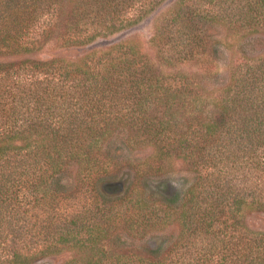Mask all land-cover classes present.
Wrapping results in <instances>:
<instances>
[{"label": "trees", "instance_id": "obj_1", "mask_svg": "<svg viewBox=\"0 0 264 264\" xmlns=\"http://www.w3.org/2000/svg\"><path fill=\"white\" fill-rule=\"evenodd\" d=\"M165 1L0 0V264H58L60 247L72 254L60 264H175L180 233L205 240L184 264H264V231L244 223L264 213V52L240 45L227 77L212 89L201 80L220 52L217 28L264 35V0ZM151 12L155 59L127 39L95 44ZM119 124L196 173L163 203L179 237L132 262L112 249L120 236L96 243L114 220L57 207L61 169L90 161Z\"/></svg>", "mask_w": 264, "mask_h": 264}, {"label": "rangeland", "instance_id": "obj_2", "mask_svg": "<svg viewBox=\"0 0 264 264\" xmlns=\"http://www.w3.org/2000/svg\"><path fill=\"white\" fill-rule=\"evenodd\" d=\"M168 2L169 0H166L161 7ZM154 15L151 12L135 24L96 40L95 44L127 39L137 50L155 59V49L148 42ZM215 33V45L220 51L217 59L213 61L215 67L207 75L205 73L201 75L203 76L201 80L211 89L215 87L212 84L214 79L221 80L231 71L233 57L237 54L235 49L240 45L244 46L249 55L264 52L263 34H250L240 39L233 38L232 32L221 28H217ZM59 53L74 56L79 51L66 49ZM189 70L191 68L183 67L180 71L187 73ZM218 76L221 78L217 79ZM117 126L99 138L98 146L87 151L86 156L90 161L74 162L68 168L61 169L60 186L63 185L64 189L60 187L57 191L59 196L61 194L57 207L60 215L63 212L77 214L81 209L90 211L95 219L99 216L101 220H114L113 224L118 225L109 229L105 237L106 232L103 231L101 241L98 240L96 243L99 245L102 240L111 243L114 235L120 236L121 240L112 246V249L116 255L132 253L133 256L130 258L132 262L136 257L151 258L149 253L155 250L164 252L180 233V223L167 217L163 203L176 194H182L187 186L195 181L196 173L185 161L171 152L159 160L155 144L150 141H136L132 129L127 125ZM107 156H111L112 159ZM117 180L121 181L120 187L114 185ZM90 182L95 184V190L89 186ZM147 212L151 216L142 222V215ZM122 220H139L140 225L137 229L132 227L129 230L120 227ZM132 222H129L131 226H135ZM244 223L253 230L264 231V213L249 212L244 217ZM200 241H203L201 244L205 242L196 236L182 238L180 233V239L172 247L177 251L178 259L175 264L181 262L184 264L189 257L195 255V252L199 251ZM104 249L106 250V246ZM71 255L69 251L60 247L54 262L60 264ZM183 257L184 260L181 259ZM101 264H110V260H104Z\"/></svg>", "mask_w": 264, "mask_h": 264}, {"label": "water", "instance_id": "obj_3", "mask_svg": "<svg viewBox=\"0 0 264 264\" xmlns=\"http://www.w3.org/2000/svg\"><path fill=\"white\" fill-rule=\"evenodd\" d=\"M115 183H116V184H115L116 187H117V186L119 187V186L121 185V181H120V180H119V181H116Z\"/></svg>", "mask_w": 264, "mask_h": 264}, {"label": "flooded vegetation", "instance_id": "obj_4", "mask_svg": "<svg viewBox=\"0 0 264 264\" xmlns=\"http://www.w3.org/2000/svg\"><path fill=\"white\" fill-rule=\"evenodd\" d=\"M118 181V180H117ZM116 182V181H115ZM115 185V184H114ZM122 185V184H121ZM118 187V186H117ZM120 187V186H119Z\"/></svg>", "mask_w": 264, "mask_h": 264}]
</instances>
